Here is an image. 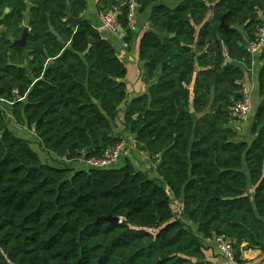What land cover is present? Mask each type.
Returning a JSON list of instances; mask_svg holds the SVG:
<instances>
[{"label": "trees", "instance_id": "16d2710c", "mask_svg": "<svg viewBox=\"0 0 264 264\" xmlns=\"http://www.w3.org/2000/svg\"><path fill=\"white\" fill-rule=\"evenodd\" d=\"M85 6L0 0V100L12 102L0 108V264H210L158 181L127 161L107 170L44 164L7 128L6 108L16 124L34 130L48 156L67 161L98 158L121 142L113 122L125 101L126 68L82 19ZM27 9L22 48L16 41ZM259 13L264 0L155 7L151 23L168 37L146 34L139 58L157 81L125 105L123 124L204 239L264 251V66L250 145L231 113L242 88L237 64L249 65L246 47L263 25ZM69 17L83 20L76 30ZM14 90L22 101H14ZM248 177L253 201L245 193Z\"/></svg>", "mask_w": 264, "mask_h": 264}, {"label": "crops", "instance_id": "0c3cea01", "mask_svg": "<svg viewBox=\"0 0 264 264\" xmlns=\"http://www.w3.org/2000/svg\"><path fill=\"white\" fill-rule=\"evenodd\" d=\"M112 1L116 0H85L86 6L82 19L89 23L90 26L97 31L100 38L106 41L113 48L115 55L126 68V75L124 79L121 80L125 86V101L121 104L120 112L113 122V135L115 137H119L121 141L124 140L123 142L127 145V151L129 152L122 156L121 159L113 166V168L118 169L123 167L126 160L137 171L145 173L149 179L158 181L168 196L169 206L175 219L183 224L203 245L204 261L209 262L210 264H229L222 258L215 257L217 254L219 255L216 246V250H214L210 243L211 241L204 239L202 235L198 233L197 225L191 222L184 214L182 203L175 200L169 188L158 175L157 164H153L150 161L148 153L141 146L136 145L134 142V137L126 130V127L123 124V111L125 105L135 98L148 94L150 87L157 81L156 76L148 74L145 69L144 62H142L139 58L140 43L146 34L152 33L156 35L161 41H164L168 37L166 32H159L157 28L153 27L151 23L153 9L160 6L169 11H173L186 0H159L143 9L139 8L137 5L135 20L127 30V36L125 39L127 47H123V44L114 35L102 30L100 26L98 17L99 13L111 8ZM259 19L264 25V13H259ZM237 31L242 34V29H238ZM237 66L240 67L243 73V78L240 84L242 88L245 87L249 90V96L253 104L252 109L254 107L257 108L261 100L258 94V77L260 70L264 66V49L257 55L250 57L249 65L239 62ZM2 105L6 104H1L0 106ZM5 111L6 116L11 121L9 130L17 137L29 141L31 143L32 150L40 157L44 164H47L46 159H54L58 161L60 165L69 167L71 169H76L77 171L86 169L83 158L74 161H67L64 158H52L48 156V154L39 144L36 136L31 134L25 127H23L22 130L18 129L15 126L13 119L9 115V109L6 108ZM254 114L251 110L250 114L246 118L233 125V127L237 129L239 136H241L242 140L248 145H250L256 138V135H253L252 133ZM195 119H197L196 116ZM237 125L240 126L237 127ZM131 151L133 152L132 154L130 153ZM249 179L250 178L248 177L245 193L246 196L251 201H253V188ZM252 249L254 252L251 250L249 251L250 254H243L242 257L245 259L243 264H256L264 262V255L260 254V249L258 247H252Z\"/></svg>", "mask_w": 264, "mask_h": 264}, {"label": "built area", "instance_id": "2783aa9c", "mask_svg": "<svg viewBox=\"0 0 264 264\" xmlns=\"http://www.w3.org/2000/svg\"><path fill=\"white\" fill-rule=\"evenodd\" d=\"M137 12V0H125L122 1L115 6L104 10L99 13V21L102 30L109 32L114 35L122 44L123 47L126 46V36L127 30L135 20ZM122 18V20H121ZM264 49V25L260 26L256 32L255 39L250 42L246 47V53L252 57L257 55ZM224 56L227 57V53L224 50ZM242 99L237 100L232 108L231 113L232 116L238 120H242L246 118L253 107L252 101L249 96V90L245 87L241 89L240 92ZM12 95L14 97L15 102H20L23 100L22 97L19 96L16 90L12 91ZM6 104V106H11L12 102H3L0 100V105ZM5 105L0 106L1 109H4ZM29 132L35 135L34 130L31 129ZM127 149V145L121 141L115 146L106 149L102 155L98 158H88L84 160V166L86 170L94 169V170H107L112 168L123 156L124 152ZM215 246L218 250L221 258L229 263H235V255L233 251L232 243L224 239L222 237L215 238Z\"/></svg>", "mask_w": 264, "mask_h": 264}, {"label": "water", "instance_id": "95a60500", "mask_svg": "<svg viewBox=\"0 0 264 264\" xmlns=\"http://www.w3.org/2000/svg\"><path fill=\"white\" fill-rule=\"evenodd\" d=\"M5 13H8V9L5 10ZM68 21L70 22L71 24V28L73 30H76V28L82 23V19L81 18H77V19H74V18H71L69 17L68 18ZM29 23H30V16H29V9H27L24 13H23V21H22V34H21V37L19 40L16 41V43L24 48L25 47V43H26V38L29 34ZM221 27L225 30L228 29L227 26H225V24L223 23V21L221 22ZM57 37L58 40H60V37L58 35H55ZM174 35H171L169 38H173ZM166 64V62L163 63V65ZM161 71H162V68L159 69L158 71V74H161ZM104 77H106V75H103ZM242 99V96L241 94H238L237 95V100H241ZM256 107H254L252 109V112L253 114L256 112ZM240 125H237V127H239ZM111 222L112 223H116L117 222V219H111Z\"/></svg>", "mask_w": 264, "mask_h": 264}, {"label": "rangeland", "instance_id": "374dc122", "mask_svg": "<svg viewBox=\"0 0 264 264\" xmlns=\"http://www.w3.org/2000/svg\"><path fill=\"white\" fill-rule=\"evenodd\" d=\"M10 119H8V118H6V120H5V123H8V127L7 128H9L10 127V125H11V123H10V121H9ZM14 124H15V126L18 128V129H20V130H22L23 129V126H21V125H18V124H16L15 122H14ZM10 129V128H9ZM122 141H124V140H122ZM129 151H127V149H126V151L124 152V154H123V156L126 154V153H128ZM131 154L133 153L132 151L130 152ZM125 162H126V160H125ZM124 162V163H125ZM46 163H47V165H53V166H56V165H60V163H58V161H56V160H51V159H46ZM73 170H76V169H73ZM209 241H211L210 243H211V245H212V247L214 248V250H216V248H215V238H213V239H208ZM227 240H229V239H227ZM230 241V240H229ZM231 242V241H230ZM232 243V246H233V251H234V255H235V258H236V262L238 261V260H241V261H245V259L242 257L243 256V254L244 253H246V254H250V252L249 251H251L252 250V252H254V250L252 249V247L251 246H246V245H240V246H236L235 247V242L233 243V242H231ZM260 254H263L264 255V251H261L260 250ZM216 258H221V256H219L218 254H217V256H215ZM235 264H237V263H235Z\"/></svg>", "mask_w": 264, "mask_h": 264}]
</instances>
